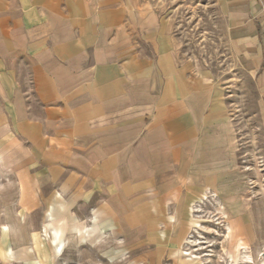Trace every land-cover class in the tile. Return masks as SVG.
Wrapping results in <instances>:
<instances>
[{"label":"crops","instance_id":"crops-1","mask_svg":"<svg viewBox=\"0 0 264 264\" xmlns=\"http://www.w3.org/2000/svg\"><path fill=\"white\" fill-rule=\"evenodd\" d=\"M216 1L264 138V0ZM234 132L222 84L180 60L154 13L129 0H0L2 264H41L25 258L32 215L61 238L54 205L130 250L176 251L190 206L243 204Z\"/></svg>","mask_w":264,"mask_h":264},{"label":"rangeland","instance_id":"rangeland-1","mask_svg":"<svg viewBox=\"0 0 264 264\" xmlns=\"http://www.w3.org/2000/svg\"><path fill=\"white\" fill-rule=\"evenodd\" d=\"M129 1L167 22L180 60L224 87L234 122L237 162L244 173L243 204L233 206L239 211L231 213L213 196L190 206L186 239L164 256L151 248L130 250L119 237L104 235L96 221L75 214L69 218L54 205L50 224L61 230L64 249L56 248L60 237L44 236L46 222L37 211L31 220L36 231L31 241L34 251L20 257L41 264H264V138L257 120L256 90L231 52L220 6L216 0ZM84 228L89 235L80 233ZM243 254L251 261L242 259Z\"/></svg>","mask_w":264,"mask_h":264},{"label":"bare ground","instance_id":"bare-ground-1","mask_svg":"<svg viewBox=\"0 0 264 264\" xmlns=\"http://www.w3.org/2000/svg\"><path fill=\"white\" fill-rule=\"evenodd\" d=\"M241 258H242V259H245L246 261H251L250 256H249V255H246V254H243V255L241 256Z\"/></svg>","mask_w":264,"mask_h":264}]
</instances>
